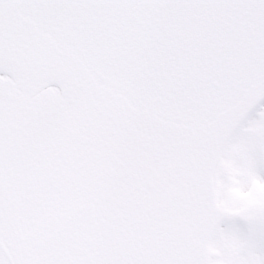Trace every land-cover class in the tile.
I'll return each mask as SVG.
<instances>
[{"label": "snow or ice", "instance_id": "obj_1", "mask_svg": "<svg viewBox=\"0 0 264 264\" xmlns=\"http://www.w3.org/2000/svg\"><path fill=\"white\" fill-rule=\"evenodd\" d=\"M0 264H264V0H0Z\"/></svg>", "mask_w": 264, "mask_h": 264}]
</instances>
